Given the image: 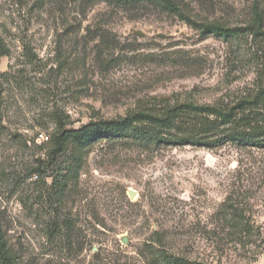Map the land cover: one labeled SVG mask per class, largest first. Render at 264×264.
<instances>
[{
    "label": "rangeland",
    "instance_id": "rangeland-1",
    "mask_svg": "<svg viewBox=\"0 0 264 264\" xmlns=\"http://www.w3.org/2000/svg\"><path fill=\"white\" fill-rule=\"evenodd\" d=\"M46 1L0 0L10 51L0 59V222L15 264H161L164 250L264 264V148L99 140L49 159L55 114L79 128L166 103L237 101L264 80V39L204 36L154 8L84 14ZM254 2L185 0V9L247 26Z\"/></svg>",
    "mask_w": 264,
    "mask_h": 264
},
{
    "label": "trees",
    "instance_id": "trees-1",
    "mask_svg": "<svg viewBox=\"0 0 264 264\" xmlns=\"http://www.w3.org/2000/svg\"><path fill=\"white\" fill-rule=\"evenodd\" d=\"M67 5H76L84 14L99 4H107L125 12H140L154 8L180 18L204 36L224 40L239 39L253 35L264 39V10L262 0H255L252 7V21L247 26L230 27L221 23L200 22L192 18L185 9V0H62ZM42 4L46 0H41ZM59 3L58 0H52ZM103 42L110 39L102 34ZM6 43L0 32V59L9 56ZM25 56L33 65V50L25 47ZM56 134L49 159L62 156L70 142L89 147L99 140L109 143L133 141L144 145L194 146L214 150L232 144L239 148H264V80L256 90L242 96L235 102L198 104L185 101L166 103L155 109L138 110L113 119H92L79 128L69 127V122L55 114ZM64 170V169H63ZM61 182V183H60ZM60 183V184H59ZM64 180L57 178V187H63ZM237 220V219H236ZM161 264H205L199 261L175 256L168 251L161 254ZM1 264H15L8 245L3 238L0 222Z\"/></svg>",
    "mask_w": 264,
    "mask_h": 264
},
{
    "label": "water",
    "instance_id": "water-1",
    "mask_svg": "<svg viewBox=\"0 0 264 264\" xmlns=\"http://www.w3.org/2000/svg\"><path fill=\"white\" fill-rule=\"evenodd\" d=\"M130 196H131V198H132V197L134 196V194L131 193ZM123 241H124V243H127V239H124Z\"/></svg>",
    "mask_w": 264,
    "mask_h": 264
}]
</instances>
